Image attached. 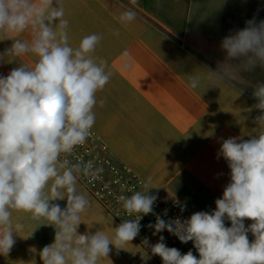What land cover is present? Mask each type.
Segmentation results:
<instances>
[{"label": "clouds", "instance_id": "1", "mask_svg": "<svg viewBox=\"0 0 264 264\" xmlns=\"http://www.w3.org/2000/svg\"><path fill=\"white\" fill-rule=\"evenodd\" d=\"M120 7L122 25L137 19L132 8L123 3ZM68 29L62 0H0V33L13 41L0 53V62L5 57H34L32 66L21 63L7 76L0 75V255L7 256L16 243L14 235L24 231V223L13 220L16 213L55 228L54 242L39 252L42 264H99L108 259L110 245L124 249L139 235V221L153 212L158 195L149 191V177L141 182L143 191L117 197L128 217L136 218L123 220L111 236L102 230L78 233L81 216L91 207L78 191V178L92 179L101 169L92 161L69 158L92 136L97 93L113 73L106 60L93 56L102 35H86L74 47ZM28 31L30 40L18 38ZM221 48L227 59L210 71L219 80L228 82L238 70L264 67V20H248L245 28L222 40ZM123 55L128 57L127 52ZM130 67L125 63V70ZM198 83L199 78L192 77L189 87L195 89ZM253 96L260 110L255 122L264 126V83L255 87ZM99 104L103 107L105 101ZM220 156L230 169V182L214 211L195 212L185 220L157 216L155 224L147 226L154 228V235L167 230L182 243L192 241L199 253V258L191 250L181 254L167 247L162 235L154 245L145 238L144 245L163 264H264V131L246 140L222 139ZM65 199L63 208L55 203ZM245 219L253 223L246 227Z\"/></svg>", "mask_w": 264, "mask_h": 264}, {"label": "crops", "instance_id": "2", "mask_svg": "<svg viewBox=\"0 0 264 264\" xmlns=\"http://www.w3.org/2000/svg\"><path fill=\"white\" fill-rule=\"evenodd\" d=\"M62 2L69 21L70 44L75 47L92 33L102 35L93 56L98 61L106 60L113 73L97 93L93 129L119 162L145 182L151 177L153 191L180 200L193 213L208 212L230 182L228 164L218 157L222 139L246 140L264 131V126L255 122L260 110L255 108L258 101L253 96L255 87L264 83V67L238 70L236 78L228 82L211 73L227 59L222 40L245 28L248 20H264V0ZM121 3L137 14L128 26L118 20L124 11ZM18 38L30 40L31 32ZM12 43L0 33V53ZM33 60L31 54L5 57L0 62V75L7 76L21 63L32 66ZM125 63L131 64L130 69L125 70ZM192 77L199 78L195 89L189 87ZM100 100L105 101L103 107ZM79 187L91 202L82 216L96 223L88 229L82 225L81 234L98 229L111 236L116 225L106 222L92 204L95 200L77 182ZM55 203L63 208L67 201ZM13 220L24 223L25 228L14 235L16 243L10 253L0 255V264L42 262L39 252L54 242L55 228L22 214L14 213ZM248 238L254 240L252 234ZM110 247L108 259L99 264H157L135 239L124 246L122 257Z\"/></svg>", "mask_w": 264, "mask_h": 264}, {"label": "built area", "instance_id": "3", "mask_svg": "<svg viewBox=\"0 0 264 264\" xmlns=\"http://www.w3.org/2000/svg\"><path fill=\"white\" fill-rule=\"evenodd\" d=\"M73 162L77 159L82 161H92L96 168L101 169L98 174L90 179L81 176L78 178V183L89 193V195L112 217V219L120 224L123 220L136 217H128L122 210L121 204L118 202L117 197L120 195H131L135 191H143L141 182L145 180L134 173L126 164L119 162L111 152L108 144L102 137L92 129V136L87 140L83 146H78L74 155L70 157ZM152 194L158 195L153 206V212L143 215L139 223L141 230L139 235L135 238L150 254L157 264H163L161 257L153 255L150 247L144 245L145 238L149 240L151 245L159 241L162 235L165 237L164 243L167 247L177 248L181 254H186L189 250L193 252L197 258L199 253L193 245L192 241L182 243L175 235H172L167 230L157 234L154 233V228L147 227L149 224H155L157 216L164 220H172L180 218L185 220L194 214L183 202L166 194H161L149 190ZM220 196L219 198H221ZM184 209L183 211L181 209ZM216 209L214 203L209 209V213ZM245 226H249L253 221L245 219ZM225 226L230 227L231 222L225 220ZM249 234V233H248Z\"/></svg>", "mask_w": 264, "mask_h": 264}, {"label": "rangeland", "instance_id": "4", "mask_svg": "<svg viewBox=\"0 0 264 264\" xmlns=\"http://www.w3.org/2000/svg\"><path fill=\"white\" fill-rule=\"evenodd\" d=\"M81 187H79L78 189H80ZM81 190V193H83V194H85L86 195V193H85V191L83 190V189H80ZM92 204H94L96 207H97V209L100 211V213L103 215V216H105L106 217V222L107 223H109V222H111V223H113V224H115L116 226H118L117 225V223L112 219V217H109L108 215H107V213H105L106 211L104 210V209H101L98 205H97V203L95 202V201H92ZM96 207H95V209H96ZM88 224H90V225H92L93 223H92V221L90 220V218L87 216V215H85V216H82V222H81V224L79 225V228H78V233L79 234H81V232H80V228H81V226L83 225V226H86V229H88V228H92V227H96L95 225H96V223L95 224H93L91 227H89L88 226ZM96 231H98V229L96 230ZM96 231H94V230H91V231H88V230H86V232H88V233H90V234H94ZM249 235H251V233H249L248 234V236ZM118 251H120V252H115V254L118 256V257H122V255H124V253H122V249H117ZM35 259V258H34ZM108 261V260H107ZM25 264H42V262H36V261H34V262H32V263H25Z\"/></svg>", "mask_w": 264, "mask_h": 264}]
</instances>
